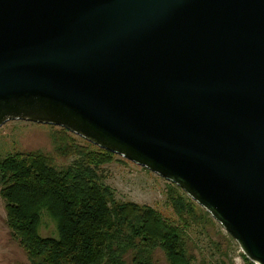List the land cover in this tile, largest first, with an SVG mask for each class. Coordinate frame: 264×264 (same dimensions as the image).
Listing matches in <instances>:
<instances>
[{
  "label": "water",
  "instance_id": "water-1",
  "mask_svg": "<svg viewBox=\"0 0 264 264\" xmlns=\"http://www.w3.org/2000/svg\"><path fill=\"white\" fill-rule=\"evenodd\" d=\"M13 120L176 185L264 264V0H0Z\"/></svg>",
  "mask_w": 264,
  "mask_h": 264
},
{
  "label": "trees",
  "instance_id": "trees-1",
  "mask_svg": "<svg viewBox=\"0 0 264 264\" xmlns=\"http://www.w3.org/2000/svg\"><path fill=\"white\" fill-rule=\"evenodd\" d=\"M57 152L74 157L57 168L41 152H15L0 161V197L10 237L23 249L26 264H154L160 250L168 264H194L190 231L215 222L176 185L167 197L174 213L115 198L98 171L115 156L61 129ZM104 182V181H103ZM56 224V235H39L42 212ZM190 230V231H189Z\"/></svg>",
  "mask_w": 264,
  "mask_h": 264
},
{
  "label": "rangeland",
  "instance_id": "rangeland-1",
  "mask_svg": "<svg viewBox=\"0 0 264 264\" xmlns=\"http://www.w3.org/2000/svg\"><path fill=\"white\" fill-rule=\"evenodd\" d=\"M61 129L20 120L5 122L0 127V161L6 155L15 152L38 151L49 156L57 168L70 165L74 157H66L58 153L54 141L55 135H58ZM68 134L72 135L77 144L84 141L70 132ZM101 172L105 176L102 183H106L114 190L116 199L152 207L167 219L173 220L174 213L167 197L168 188L172 183L118 155L113 162L105 164L98 171L99 176L102 175ZM41 214L39 235L57 236L56 224L47 213L43 211ZM206 228L205 231L198 228L189 230L195 244L193 249L189 250L194 254L192 261L194 264H252L219 224L215 222V226ZM26 263L23 249L10 237L6 226L5 204L0 197V264ZM153 263L168 264L164 254L158 249L153 251Z\"/></svg>",
  "mask_w": 264,
  "mask_h": 264
}]
</instances>
